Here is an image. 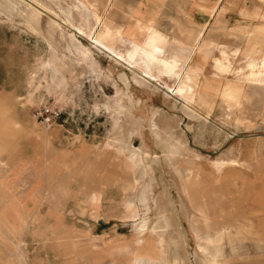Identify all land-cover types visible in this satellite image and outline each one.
Segmentation results:
<instances>
[{"label": "rangeland", "instance_id": "obj_1", "mask_svg": "<svg viewBox=\"0 0 264 264\" xmlns=\"http://www.w3.org/2000/svg\"><path fill=\"white\" fill-rule=\"evenodd\" d=\"M77 1L0 0V264H264V66L216 75L200 50L175 78L167 58L190 33L253 35L264 57V0H108L132 11L113 16L128 43L139 19L158 30L143 66L126 41V60L95 47L99 25L79 32L107 0ZM45 102L62 111L48 128L31 116Z\"/></svg>", "mask_w": 264, "mask_h": 264}, {"label": "bare ground", "instance_id": "obj_2", "mask_svg": "<svg viewBox=\"0 0 264 264\" xmlns=\"http://www.w3.org/2000/svg\"><path fill=\"white\" fill-rule=\"evenodd\" d=\"M162 2L165 3V0H162ZM79 3H81L84 6V8L86 10V13L88 14V10L89 9L86 6V1L85 0H79L78 4ZM79 6H81V5L79 4ZM110 7H111L110 2L107 0L106 3H105V7L101 11L100 14H95L94 13V15H90V16H92V18L94 20L93 21L94 23L92 25H90L88 31L86 33L82 32V31H79V32L89 36L91 33H93L94 25L96 26V24H97V25H99V29L91 37L92 43H93V45L95 47H99V48H102V49L103 48H107L114 55H116L117 57H122V56L117 54L118 50H116L113 47L112 43L114 44L117 41H126L128 46L126 47V49H124L125 50L124 52L128 56H130L129 50H130V47H133V49H132L133 58H131V59H133L135 61H138V62H141L142 66L145 65V64L149 65L151 63V56L147 55V53H148L147 51L151 50V51H153V53L155 55V54L159 53L158 50L161 47L162 39L159 36H157V33H158L157 31L158 30L155 29L153 27V25L147 24L145 21H141L139 19L136 22V24L133 27V29L129 33V36L132 37L133 40L128 43V41L125 39V36H127V35H125L126 33L124 32V30H122L120 27L114 26V24H113L114 23L113 16L115 14H117L120 9H125V11L127 13L126 12L120 13V15H121L122 18L126 19V18H128L131 15L132 11L127 10L123 6H119L118 7L119 10H115L116 8H113L114 6H112L111 9H110ZM176 7L178 8L179 6L176 5ZM96 13H97V11H96ZM108 13H109V15H108L109 21L106 24L105 22L103 23L102 18L107 17L106 14H108ZM149 34L153 35V38H154V40L152 39L153 41H151V42H147V40H149L148 39V35ZM255 38L256 37H254L253 35L247 36L242 41V43H241L242 45L241 46H236V47H231L230 46V47H228V46H225V45H221V46H219L217 48H214V43L209 38L202 39L199 42V40L201 39V36L199 34L190 33V34L187 35V37L184 38L185 41L188 42L187 44H184V42L181 41V39H177V41L175 43V46H173L170 49V54L168 55L167 58L171 59L173 54H174V55H176L178 57V62H179L178 69L174 73H170L169 72L170 77H175L176 78L178 73H179V71H180V69H181V67H183V64L186 61H189L191 56L194 55L196 52H199L200 50H202V54L200 56H204V57L211 55L214 50L217 51V54L215 55V57L211 58L212 62H213L212 66H213V68L215 70L214 72H216L215 73L216 75H219V74L221 75L223 73L232 72L233 70H236V69L239 70L242 66H246V67H250L251 66L253 68L256 65H263L264 66V57L262 55V51L260 50L261 38H259L257 40H255ZM70 39L74 43H77L76 38L74 37V35H71ZM234 57H236L235 59L238 60V65L237 66H232V61H234L233 60ZM122 58H124V57H122ZM189 65H192V62H190ZM263 66H261V67H263ZM256 67H260V66H256ZM158 68L160 70L164 71V68H163L162 65L158 66ZM259 73L263 74V71H261V68H260V70L256 69V72L253 75H256V74H259ZM187 74H188V69L185 70L184 74L181 76V78L178 80V82L176 81L177 84H176L175 87H178L179 89L185 88L184 87L185 83L189 79H191V78H187V76H186ZM223 75H225V74H223ZM253 75H252V77H253ZM236 80L239 82L241 79L240 78H236ZM253 81H255V84L256 83L257 84L260 83L256 79H254ZM181 83H184V84H181ZM261 84H264V82L261 83ZM236 86L238 87V84L224 83L221 89H223L225 87H236ZM174 90H175V88H174ZM183 101L188 103V102H190V99L188 97H186V98H183ZM133 155L137 158L136 159L137 163L139 165H141V166L142 165L143 166L146 165L148 163L149 158H150V155L147 154L146 152H144L140 148L138 149L137 153H134ZM149 162H150V160H149ZM146 168H147V171H148L147 174H149L151 176V172H153L152 171L153 167L152 166H148V167L146 166ZM217 172H218V170H215L211 174L212 178L216 177L215 174ZM194 173L195 174H192V173H190V175L188 174L189 176L186 179L183 178L184 179V180H182V190H183V192L186 191L189 188V184L191 182L190 181L191 179H194L195 182L197 180H199L197 169L194 171ZM202 190H204V188H202ZM206 199H209V198H207V197L204 198V206H205L204 209L214 208L216 206V203H214L213 200L209 199V201L211 202V205L208 208V205L206 206V202H209V201H207ZM199 213H201V212H199ZM201 214L203 215V217L204 216L207 217V214L204 213L203 211H202ZM168 221H167V224H168ZM167 228H171L172 229V231L176 235V236L174 235L175 237H180L181 236L178 227H175V226H170L169 227V226H167ZM169 236H172V235H169ZM174 236L173 237H169L170 241H171L172 238H174Z\"/></svg>", "mask_w": 264, "mask_h": 264}, {"label": "built area", "instance_id": "obj_3", "mask_svg": "<svg viewBox=\"0 0 264 264\" xmlns=\"http://www.w3.org/2000/svg\"><path fill=\"white\" fill-rule=\"evenodd\" d=\"M61 115L62 111L57 105L46 102L34 107L31 112V116L45 128L56 123Z\"/></svg>", "mask_w": 264, "mask_h": 264}]
</instances>
